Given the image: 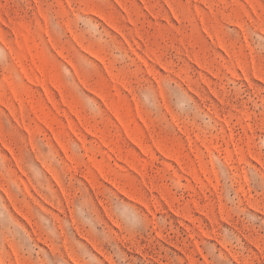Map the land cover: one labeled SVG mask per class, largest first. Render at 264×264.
Masks as SVG:
<instances>
[{
	"label": "rangeland",
	"instance_id": "374dc122",
	"mask_svg": "<svg viewBox=\"0 0 264 264\" xmlns=\"http://www.w3.org/2000/svg\"><path fill=\"white\" fill-rule=\"evenodd\" d=\"M0 264H264V0H0Z\"/></svg>",
	"mask_w": 264,
	"mask_h": 264
},
{
	"label": "bare ground",
	"instance_id": "6f19581e",
	"mask_svg": "<svg viewBox=\"0 0 264 264\" xmlns=\"http://www.w3.org/2000/svg\"><path fill=\"white\" fill-rule=\"evenodd\" d=\"M32 58H33V55H32Z\"/></svg>",
	"mask_w": 264,
	"mask_h": 264
}]
</instances>
